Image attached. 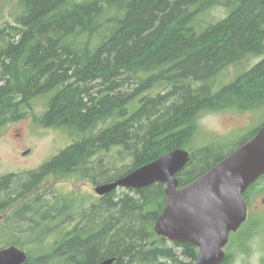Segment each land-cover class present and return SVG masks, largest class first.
Listing matches in <instances>:
<instances>
[{
	"label": "trees",
	"instance_id": "1",
	"mask_svg": "<svg viewBox=\"0 0 264 264\" xmlns=\"http://www.w3.org/2000/svg\"><path fill=\"white\" fill-rule=\"evenodd\" d=\"M217 7L225 10L221 19L211 17ZM10 19L0 27V127L25 117L32 100L44 96L42 124L64 128L74 140L40 167L0 177V249L25 250L21 235L38 246L36 254L25 250L24 264H97L110 257L114 264H193L197 247L155 232L167 203L163 183L106 194L82 208L75 227L44 251L46 229L61 224V204L16 198L50 175L115 181L190 147L204 112L264 107V0H18ZM231 65L241 72L219 82ZM258 129L229 151L215 144L191 148L177 174L180 186ZM113 152L131 161L100 171L105 158L98 157ZM263 183L264 175L245 196Z\"/></svg>",
	"mask_w": 264,
	"mask_h": 264
},
{
	"label": "water",
	"instance_id": "2",
	"mask_svg": "<svg viewBox=\"0 0 264 264\" xmlns=\"http://www.w3.org/2000/svg\"><path fill=\"white\" fill-rule=\"evenodd\" d=\"M190 159L188 150L177 148L115 181L96 186L95 191L104 196L119 187L140 190L163 183L167 203L155 224L157 235L197 247L193 264H221L230 233L247 219L245 193L264 175V124L210 170L180 186L177 174ZM27 259V252L16 245L0 249V264H24ZM116 261L110 257L97 264Z\"/></svg>",
	"mask_w": 264,
	"mask_h": 264
},
{
	"label": "rangeland",
	"instance_id": "3",
	"mask_svg": "<svg viewBox=\"0 0 264 264\" xmlns=\"http://www.w3.org/2000/svg\"><path fill=\"white\" fill-rule=\"evenodd\" d=\"M17 1L0 0V27L6 22L12 21L10 19V10ZM224 15L225 10L223 7H217L212 10L211 17L221 19ZM256 61L243 63L242 68L249 69ZM240 72V68L238 69L236 66L231 65L230 68H227L226 71L224 70L220 74L219 82H229L231 79L236 78ZM47 100L44 96H37L32 100L31 107L25 117L9 121L0 127V177L9 173L36 169L64 150L74 140L68 130L42 124L40 119L47 111ZM263 124L264 107L245 111L232 109L204 112L199 117L198 130L194 136L192 145L190 144V147L184 148L190 151L191 148L195 149L215 144L217 147L225 148V150L229 151L250 137ZM27 149L26 155H23L22 152ZM111 153H109V156L102 155L98 157L105 158V161H100L99 163L101 165L100 171L106 170L114 164L121 169L131 161V158L128 156L122 158L116 152H113L112 156ZM70 177L50 176L39 192L43 193L48 200H53L58 190L66 194L76 191V198L78 200L76 204L80 212L82 208H89L91 204L99 200L100 195L95 191L96 185L90 177ZM124 192L131 191L124 187L116 189L117 196ZM253 192H255L253 195L250 194L251 200H253L250 205V212L254 214L256 211L263 213L258 214L257 219L264 224V183ZM20 199L19 197L16 198V200ZM60 208L62 209L63 205H59V210ZM63 209L67 210L66 207ZM68 228H72L71 220L65 230ZM261 229L264 230V225ZM53 230L46 229L44 234L47 236L42 241L43 244L39 245L40 247L44 245L42 251L50 249L56 238L66 233L62 234L59 230H57L58 232ZM258 236H260L259 233L249 240L247 251L243 249L239 250L238 248L232 250L227 264H264V240L262 241ZM19 237L20 242L25 243L24 249L27 252L31 250L33 254L38 252L37 250L35 251L37 244H29L28 239L24 236L20 235ZM0 239V243L2 244L5 240L1 235Z\"/></svg>",
	"mask_w": 264,
	"mask_h": 264
},
{
	"label": "flooded vegetation",
	"instance_id": "4",
	"mask_svg": "<svg viewBox=\"0 0 264 264\" xmlns=\"http://www.w3.org/2000/svg\"><path fill=\"white\" fill-rule=\"evenodd\" d=\"M27 151H28V149L23 151L22 154L26 155ZM22 172H24V171H22ZM14 173H20V172H14ZM50 176L58 177V176H54V175H50ZM49 177H47L46 180ZM59 177H62V176H59ZM71 177L75 178V177H78V176L71 175ZM46 180L40 186V188H38L36 191L32 192L31 194H29V195H27L25 197H21V199L20 198L19 199L20 200H48V198H46L43 193L39 192L41 187L46 183ZM93 183L96 186H98L100 184H104V183H99L98 184V183H95L94 181H93ZM37 193H39V194H37ZM254 193L255 192H252V195ZM56 194L57 195L53 198V200H57L61 205H63V208L66 207L67 210L65 211L63 208L62 209L60 208V210H59V215H60L59 216V220H61V224L59 226H57L56 228H54L53 231L59 230L60 233L63 234L64 232L71 231V229H69V228L67 230H65L66 225L70 224V220H71L72 228L75 227L76 223L79 221L80 210L78 209V205L76 204V203H78V200L76 198V191H72L69 194H66V193H63V191L58 190ZM106 196L107 195L99 196V199L105 198V200H107ZM252 201L253 200H251V195H250L249 198H247V206H248L247 219L239 227V229L237 231H233V232L230 233L229 241L226 244V246L224 247V251L226 253V258L221 264H227L228 263V261H229V259L231 257L230 255L232 253V250H235V249L238 248L239 250L243 249V250L247 251L249 240L252 239L255 235H258V233L260 234V236H258V237H260L262 241L264 240V230L261 229V227L264 224L261 223L257 219V215L258 214H263V213H260V212L256 211L255 214H254V213L250 212V205L252 204ZM260 223H261V227H260Z\"/></svg>",
	"mask_w": 264,
	"mask_h": 264
}]
</instances>
